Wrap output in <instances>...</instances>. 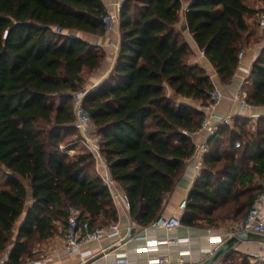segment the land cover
I'll use <instances>...</instances> for the list:
<instances>
[{
  "label": "trees",
  "instance_id": "trees-1",
  "mask_svg": "<svg viewBox=\"0 0 264 264\" xmlns=\"http://www.w3.org/2000/svg\"><path fill=\"white\" fill-rule=\"evenodd\" d=\"M183 7L198 46L230 83L253 35L247 19L263 8L248 0H122L114 69L85 98L102 155L129 197L132 220L143 227L162 215L165 196L195 150L185 132L196 131L204 117L178 97L206 105L215 87L206 70L189 61L177 28ZM106 10L102 0H0V257L7 256V264L26 262L32 243L50 240L58 222L65 233L70 206L93 227L119 220L94 156L68 152L81 141L73 95L86 90L84 69L100 61L76 32H103ZM243 85L250 103L264 106V47ZM258 121L257 135L264 136V117ZM235 122L210 139L182 215L185 225L240 220L264 190L254 184L264 177V142L246 130L248 119ZM230 126L236 132L229 135ZM240 135H249L244 146Z\"/></svg>",
  "mask_w": 264,
  "mask_h": 264
},
{
  "label": "crops",
  "instance_id": "crops-1",
  "mask_svg": "<svg viewBox=\"0 0 264 264\" xmlns=\"http://www.w3.org/2000/svg\"><path fill=\"white\" fill-rule=\"evenodd\" d=\"M102 1L105 7L108 9L115 0ZM253 20H255L254 17L247 19L249 25H251V27H258L257 21L254 22ZM177 28L181 32L182 38L189 46L191 52L189 56L190 63L197 64L204 68L207 74L211 77L213 84L223 91L226 98L219 111L221 114H227L233 110L231 105L232 95L238 89L239 85L244 84L246 79L249 77L252 71L253 63L264 47V37L255 41L252 40V37L250 38L251 40L246 44L245 49L243 50V57L241 59L239 58L240 63L236 69L232 81L230 83H223L216 67L206 55L201 54V49L190 32L187 18L183 14L182 10L180 11V20L177 24ZM263 31L264 30L259 28L260 33H263ZM76 35L91 43L95 47L97 53L100 54L98 67L93 70L85 68L83 71V77L85 79L84 86L89 92L96 89L110 77L120 50L121 30L119 26L118 30L113 32H106L105 30L99 33L78 31L76 32ZM167 92L171 96L174 95V91L170 86H167ZM178 98L181 102L189 103L193 107L200 109L202 106L200 101L182 96H179ZM233 111H235V109ZM261 111L262 112L259 117L253 118L252 115L257 114V110H247L241 115H236L233 119V123L238 117H243L250 121H257L261 117H264V110ZM201 137V135L195 134L191 138L195 144V142L201 140ZM210 139H212V137L208 139V143L210 142ZM71 149L73 151L75 150L74 147ZM70 155L73 156L75 154ZM198 176L199 175H197V172L194 168V162L192 158H190L187 160L183 173L175 183L172 192L167 194L164 198L162 215H183L182 212L178 211L179 204L183 199H188ZM29 200L32 204V198ZM117 210L119 212L118 221H120L124 227L131 224L134 225L133 238L126 242L123 240L120 242V244H115L111 239L93 242L86 245L79 254L68 255L64 251L63 235L59 244L57 243V245L55 243H51V241L44 244L46 248L45 253L42 254L41 258L36 260V264H83V259H88L86 264H148L150 259L164 256H168L170 262L173 264L177 261H182L184 264H202L209 258L206 250L211 247V242L209 239L210 230L221 229L211 226H189L185 224L172 231H166L163 229H145V227L132 220L130 212L124 208H117ZM25 215L26 211L17 223L11 246L14 244L18 234V227L22 223ZM178 238L185 240L181 242H172V240H176ZM149 241L160 242L159 250L146 251L145 247ZM258 242L259 240L257 239H246L240 241L235 246L233 254L242 256V261L240 264H256L254 262V258L258 252ZM187 250L190 251V254L184 253V251ZM123 252L128 254V262H121L118 259L117 253ZM233 254L223 258L217 264L231 262V256Z\"/></svg>",
  "mask_w": 264,
  "mask_h": 264
},
{
  "label": "built area",
  "instance_id": "built-area-1",
  "mask_svg": "<svg viewBox=\"0 0 264 264\" xmlns=\"http://www.w3.org/2000/svg\"><path fill=\"white\" fill-rule=\"evenodd\" d=\"M107 9V8H106ZM122 10V0H115L113 4L106 10L103 17V25L106 32H113L118 30L120 26V13ZM189 9L183 7L182 12L186 16ZM257 25L260 29L264 30V8L257 18ZM201 54L205 55V51L201 50ZM244 53H239V58L243 57ZM88 91L78 92L73 95V106L75 114V126L78 129L81 141L86 146L87 150L94 156L96 166L99 174L101 175L104 183L107 185L116 207L124 208L128 212L131 210V204L127 194L121 189L120 184L113 178L109 164L102 155L101 145L96 135V129L93 124L91 114L88 111L85 98ZM248 90L243 84L239 85L238 89L231 97V105L233 110L227 114H221L219 109L225 101L223 91L214 87L211 92L210 102L202 105L200 109L204 112L200 127L194 132H185L190 137L201 135V140L195 142V150L192 155L194 168L197 175H200L203 169V163L206 153L209 151L208 139L214 137L220 127L229 126L233 123L236 115H241L247 110H257V114H253V118L261 115V110L264 106H256L249 101ZM240 143L236 144L239 147ZM188 205V199L185 198L181 201L178 211L184 213ZM183 226L182 216L173 215L166 216L160 215L145 229H163L172 231ZM134 225L123 226L120 221L111 222L104 226L93 227L90 220L83 216L82 211L75 207L70 206L68 212V226L64 233V251L68 255L79 254L83 248L93 242H100L105 239H111L115 244H120L128 235L133 232ZM242 232H251L264 236V190L260 192L254 199L250 212L244 218L237 220L225 229L210 230L209 239L211 247L206 250L209 257L227 240L237 236ZM185 239H176L172 242H181ZM188 240V239H187ZM171 242V241H168ZM160 242L149 241L145 247L146 251L159 250ZM190 254V251H184ZM117 257L121 262H128V254L126 252L117 253ZM7 256L0 257V264H7ZM256 264H264V239L258 242V252L254 258ZM88 259H83V264H86ZM23 264H36L33 259H28ZM91 264V263H90ZM148 264H173L170 262L168 256L152 258ZM174 264H184L182 261H177Z\"/></svg>",
  "mask_w": 264,
  "mask_h": 264
},
{
  "label": "rangeland",
  "instance_id": "rangeland-1",
  "mask_svg": "<svg viewBox=\"0 0 264 264\" xmlns=\"http://www.w3.org/2000/svg\"><path fill=\"white\" fill-rule=\"evenodd\" d=\"M248 2H250L251 4L255 5L256 7L258 8H264V0H248ZM257 18L258 16H255L253 20L254 22L257 21ZM251 31L253 32V35L251 36L253 39V41L255 40H258L260 38H263L264 37V31L263 33H260L259 32V28L258 27H251ZM251 40V39H250ZM235 122V121H234ZM236 123V122H235ZM235 123H233L232 125L235 126ZM258 125H259V121H250L248 120V123L246 125V130L249 131V133L253 134L254 138H256L257 140H259L260 142H264V136H261V135H257L258 134ZM232 128L230 126L229 128V135L234 131L236 132V130H233L232 131ZM262 130H264V125H262V127L260 128ZM234 135V133H233ZM74 137L73 135L72 136H69V137H66L65 139V143L68 144V142H70V140H72ZM249 138V135H245L244 137H241V135L239 136V139L240 142L242 143V146L245 145L247 139ZM76 147V148H75ZM74 151L72 149H69V154H77V153H80V152H84L87 150L86 146L81 142V141H78L76 142L75 146H74ZM249 167L251 166V163H248L247 164ZM254 184L255 186H264V177H255V180H254ZM259 190L257 189L255 191V194L258 192ZM31 205V201L29 200L27 202V205H26V209ZM228 208H221V210H219V212H217L218 214L225 212V210H227ZM219 214V215H220ZM237 220H239L238 218L237 219H234V218H230V219H223V218H220V220L216 223V224H213L211 227H217V228H221V229H224L226 227H228L229 225L233 224L234 222H236ZM204 224V222H202ZM63 224L61 222H58L57 223V232L56 234L48 241H41V242H33L32 243V247H33V255L32 257L28 258V259H33V260H37L38 258H41L42 257V254L45 253V243H48L49 241H51V243H55L57 245V243L59 244L60 242V239L61 237L64 235V230H63ZM242 261V256H237L235 254H233L231 256V262L229 263H224V264H240Z\"/></svg>",
  "mask_w": 264,
  "mask_h": 264
},
{
  "label": "water",
  "instance_id": "water-1",
  "mask_svg": "<svg viewBox=\"0 0 264 264\" xmlns=\"http://www.w3.org/2000/svg\"><path fill=\"white\" fill-rule=\"evenodd\" d=\"M134 237L133 232H129L127 237L124 239V242L130 240ZM246 239H257V240H263L264 236L251 233V232H242L237 234V236H234L227 240L224 244H222L207 260H205L202 264H217L220 262L223 258L227 257L230 252H232L235 248V246L243 240Z\"/></svg>",
  "mask_w": 264,
  "mask_h": 264
}]
</instances>
